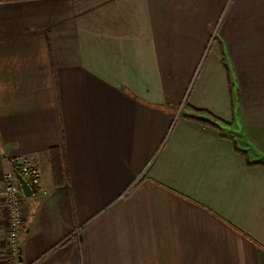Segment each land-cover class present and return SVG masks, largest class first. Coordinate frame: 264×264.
<instances>
[{"label": "crops", "instance_id": "0c3cea01", "mask_svg": "<svg viewBox=\"0 0 264 264\" xmlns=\"http://www.w3.org/2000/svg\"><path fill=\"white\" fill-rule=\"evenodd\" d=\"M11 155L19 264H264V0H0Z\"/></svg>", "mask_w": 264, "mask_h": 264}, {"label": "built area", "instance_id": "2783aa9c", "mask_svg": "<svg viewBox=\"0 0 264 264\" xmlns=\"http://www.w3.org/2000/svg\"><path fill=\"white\" fill-rule=\"evenodd\" d=\"M9 171L3 176L0 184V214L4 225V236H0V264H19L20 238L26 229L23 215V201L27 198L16 176L18 172L31 186V197L44 194L46 189L42 183L38 165L22 155L8 157Z\"/></svg>", "mask_w": 264, "mask_h": 264}, {"label": "trees", "instance_id": "16d2710c", "mask_svg": "<svg viewBox=\"0 0 264 264\" xmlns=\"http://www.w3.org/2000/svg\"><path fill=\"white\" fill-rule=\"evenodd\" d=\"M192 118V117H190ZM196 118V117H193ZM197 120H200L203 123H209L210 121L197 118ZM216 120V119H215ZM49 166H50V173H51V182L54 185H60L63 182V170H62V164L61 159L59 157L58 153V147L53 146L49 148Z\"/></svg>", "mask_w": 264, "mask_h": 264}, {"label": "water", "instance_id": "95a60500", "mask_svg": "<svg viewBox=\"0 0 264 264\" xmlns=\"http://www.w3.org/2000/svg\"><path fill=\"white\" fill-rule=\"evenodd\" d=\"M16 176L20 182V186H21V189L24 193V195L26 197H31L32 196V193H33V190L31 188V186L28 184V182L26 181V179H24L21 174H19L18 172L16 173Z\"/></svg>", "mask_w": 264, "mask_h": 264}]
</instances>
